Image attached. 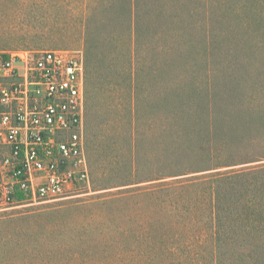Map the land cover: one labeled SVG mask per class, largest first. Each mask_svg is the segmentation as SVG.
Masks as SVG:
<instances>
[{
  "label": "rangeland",
  "instance_id": "1",
  "mask_svg": "<svg viewBox=\"0 0 264 264\" xmlns=\"http://www.w3.org/2000/svg\"><path fill=\"white\" fill-rule=\"evenodd\" d=\"M135 3L0 0V50H81L89 62L86 46L93 48L97 75L118 101L110 117L122 178L102 183L96 171L73 197L0 212V264L170 263L142 256L146 240L133 237L144 230L146 193L198 177L212 185L223 173L264 165V0H139L137 26ZM229 192L264 202V182L250 176L225 186ZM155 203L164 222L178 220L165 195ZM202 247L205 264L264 263V240L237 224Z\"/></svg>",
  "mask_w": 264,
  "mask_h": 264
},
{
  "label": "built area",
  "instance_id": "2",
  "mask_svg": "<svg viewBox=\"0 0 264 264\" xmlns=\"http://www.w3.org/2000/svg\"><path fill=\"white\" fill-rule=\"evenodd\" d=\"M90 186L83 52L0 50V212Z\"/></svg>",
  "mask_w": 264,
  "mask_h": 264
},
{
  "label": "trees",
  "instance_id": "3",
  "mask_svg": "<svg viewBox=\"0 0 264 264\" xmlns=\"http://www.w3.org/2000/svg\"><path fill=\"white\" fill-rule=\"evenodd\" d=\"M135 2L134 25L137 26L140 22V16L137 13L139 0ZM86 50L90 56L89 62L86 59V134L87 147L89 148L90 145L91 148V159L88 154L90 175L93 180L94 173L98 171L100 182L103 183L110 176V181L117 183L122 178L119 179L115 171L116 161L113 160L115 155L112 151L114 134L111 132V126L115 124V120L110 117V114L118 107V101L111 82L97 75V67L91 59L94 53L93 48L88 44ZM128 105L131 114L130 137L133 142L136 140L133 129L137 127L139 97L136 94L132 95ZM135 154L134 150V161ZM134 165L139 170L136 162ZM165 176L166 174H163V177ZM245 176H250L252 181L263 183L264 165L244 171L223 173L222 177L215 182L212 181V185L209 177L186 179L174 184L164 183L155 192L146 193L148 202L143 207L142 213V216L145 214L146 221L145 225H142L144 230L140 232V235H134V228L131 227H127L122 234L126 238L134 235L136 239L146 240V245L139 247L142 256L148 253V257L153 260L162 254L172 259L170 263L161 259L160 264H205L206 258L202 247L205 241L217 242L223 231L226 234L233 232L236 224L240 231L246 234H257L260 241L264 240V202L255 197L241 199L235 197L232 192L224 194L225 186L234 184L238 178ZM162 195L171 200L173 208L177 211L178 220L174 224L164 222L157 208L155 200ZM204 196L207 201H204ZM129 217L132 216L128 215L127 219ZM171 233L175 234L171 236ZM189 233L193 235L189 236ZM167 237L178 239L169 242ZM3 243L0 241V244ZM255 264L264 263L256 260Z\"/></svg>",
  "mask_w": 264,
  "mask_h": 264
}]
</instances>
